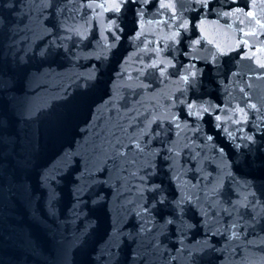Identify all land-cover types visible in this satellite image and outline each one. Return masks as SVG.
Instances as JSON below:
<instances>
[{
    "label": "water",
    "instance_id": "95a60500",
    "mask_svg": "<svg viewBox=\"0 0 264 264\" xmlns=\"http://www.w3.org/2000/svg\"><path fill=\"white\" fill-rule=\"evenodd\" d=\"M0 264H264V0H0Z\"/></svg>",
    "mask_w": 264,
    "mask_h": 264
}]
</instances>
